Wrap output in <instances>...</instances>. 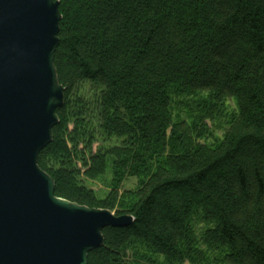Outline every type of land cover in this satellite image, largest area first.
Returning a JSON list of instances; mask_svg holds the SVG:
<instances>
[{
	"label": "trees",
	"instance_id": "16d2710c",
	"mask_svg": "<svg viewBox=\"0 0 264 264\" xmlns=\"http://www.w3.org/2000/svg\"><path fill=\"white\" fill-rule=\"evenodd\" d=\"M56 1L64 104L37 165L134 219L87 264H264V0Z\"/></svg>",
	"mask_w": 264,
	"mask_h": 264
},
{
	"label": "water",
	"instance_id": "95a60500",
	"mask_svg": "<svg viewBox=\"0 0 264 264\" xmlns=\"http://www.w3.org/2000/svg\"><path fill=\"white\" fill-rule=\"evenodd\" d=\"M60 20L56 0H0V264H87L103 229L134 221L55 197L37 165L64 104Z\"/></svg>",
	"mask_w": 264,
	"mask_h": 264
},
{
	"label": "rangeland",
	"instance_id": "374dc122",
	"mask_svg": "<svg viewBox=\"0 0 264 264\" xmlns=\"http://www.w3.org/2000/svg\"><path fill=\"white\" fill-rule=\"evenodd\" d=\"M229 104L232 105V103H229ZM175 108L177 110V107ZM184 113L185 111L182 114L183 116H184ZM218 133H221V131H219ZM110 180H111V177L107 172V175L104 178L98 179L96 181L86 182V186L96 193L97 198L104 199L105 195L109 191L108 185H109ZM135 186H136V180L134 178H127L126 180L123 181V184H121V191L134 189ZM197 227L198 226H196V228Z\"/></svg>",
	"mask_w": 264,
	"mask_h": 264
}]
</instances>
